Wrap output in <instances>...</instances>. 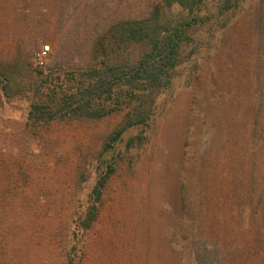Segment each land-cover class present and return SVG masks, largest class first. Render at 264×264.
<instances>
[{
  "label": "rangeland",
  "instance_id": "rangeland-1",
  "mask_svg": "<svg viewBox=\"0 0 264 264\" xmlns=\"http://www.w3.org/2000/svg\"><path fill=\"white\" fill-rule=\"evenodd\" d=\"M163 1L0 0V264H264V0ZM155 11L186 40L148 126L103 149L126 87L104 117L26 126L31 102L74 94L84 68L139 57L120 26ZM108 165L84 232L74 221Z\"/></svg>",
  "mask_w": 264,
  "mask_h": 264
},
{
  "label": "trees",
  "instance_id": "trees-1",
  "mask_svg": "<svg viewBox=\"0 0 264 264\" xmlns=\"http://www.w3.org/2000/svg\"><path fill=\"white\" fill-rule=\"evenodd\" d=\"M163 2L167 8L177 5L191 13L194 7L197 8L202 3V0H164ZM158 15L159 12L155 11L148 19L131 22L126 24L127 27L120 26L121 30L118 32L120 39L123 38L130 46L140 47L142 54L139 57L124 61L117 55L113 59L104 61L100 66L84 68L78 75L83 81L77 85L74 94L56 101L51 100L52 106L43 107L31 102L25 120L26 126L41 127L66 116L104 117L118 107L109 104L101 106L100 102L111 101L115 90L122 87L128 88L131 93L124 108L120 109L123 112L122 121L108 136L103 149L105 151L113 149L126 130L148 126L153 117L156 97L172 86L186 40V28L182 23L158 25ZM125 29L127 33L124 34ZM48 74H51V71ZM0 78H2L0 95L2 92L5 97H9L11 92L9 79L4 74L0 75ZM131 140L133 141L134 138ZM112 173L113 167L108 165L106 173L96 182L85 209L77 213L74 221L77 229L87 232L91 228L98 215V205L103 190ZM193 229V236L200 239L201 234L197 229Z\"/></svg>",
  "mask_w": 264,
  "mask_h": 264
},
{
  "label": "built area",
  "instance_id": "built-area-1",
  "mask_svg": "<svg viewBox=\"0 0 264 264\" xmlns=\"http://www.w3.org/2000/svg\"><path fill=\"white\" fill-rule=\"evenodd\" d=\"M49 53V48L43 47L39 52L35 53L33 56L34 63L37 66H43L46 62L47 56Z\"/></svg>",
  "mask_w": 264,
  "mask_h": 264
}]
</instances>
